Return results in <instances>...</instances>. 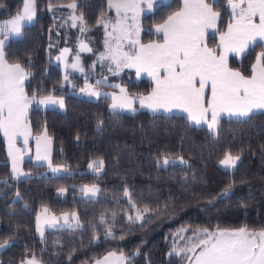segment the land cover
I'll list each match as a JSON object with an SVG mask.
<instances>
[{
    "label": "trees",
    "instance_id": "obj_1",
    "mask_svg": "<svg viewBox=\"0 0 264 264\" xmlns=\"http://www.w3.org/2000/svg\"><path fill=\"white\" fill-rule=\"evenodd\" d=\"M70 1L76 3L73 11L83 17V33L80 23L73 27L68 19ZM225 1L213 4L221 13L216 32L224 30L231 18ZM106 2L35 0L34 20L24 24L22 36L5 46L7 61L20 63L30 73L24 83L28 94L63 95L62 110L31 107L27 119L32 133L46 129L51 161L64 164L70 172L51 174L42 164L25 160L29 175L13 178L0 132V243L9 241L0 248V264H19L33 255L40 264H85L111 250L127 255L124 264H187L186 258L173 252L186 243L175 235L181 228L190 229L185 237L203 228H264V111L243 121L221 117L213 134L181 113L138 109L114 114L108 97L89 99L73 92L79 87L63 84V72L52 58L63 47L71 57L83 37L91 51L80 57L85 66L91 63L102 48L97 19L106 11ZM180 2H159L143 15L140 42L160 39L153 25L177 10ZM22 3L0 0V20L20 11ZM215 42L216 33L209 34L207 44ZM262 50L264 41H256L245 54L228 56V64L248 76ZM69 77L81 80L79 74ZM112 78L130 93H145L152 85L148 78L135 77L131 69ZM226 152L239 156L235 168L218 165ZM164 156L180 157L186 163L158 164ZM96 158L104 162L99 174L88 170V163ZM92 182L100 189L96 197L81 196L80 186ZM229 185L227 195L221 194ZM58 188H65V196L56 195ZM129 201L138 210L150 209L143 220L133 223L125 216L124 210H134ZM43 206L53 213L74 211L79 227L45 229L38 237L35 215ZM102 216L105 229L99 223ZM158 223L159 229L146 236ZM108 226L114 236L106 238Z\"/></svg>",
    "mask_w": 264,
    "mask_h": 264
},
{
    "label": "snow or ice",
    "instance_id": "obj_2",
    "mask_svg": "<svg viewBox=\"0 0 264 264\" xmlns=\"http://www.w3.org/2000/svg\"><path fill=\"white\" fill-rule=\"evenodd\" d=\"M212 2L206 0H183L180 10L173 12L163 24L157 25L156 32L163 34V43L141 44L139 40V27L136 24L139 13L143 10L142 5L152 9L154 0H108L109 8H115L117 21L112 24V32H106L105 48L99 61H109L108 70L113 75H119L124 68H135L137 76L147 73L151 77L155 87L148 96H140L139 104L142 108H149L153 113L160 111L171 112L179 109L187 114L189 121L200 125L207 124L213 134L217 131V125L222 117L235 118L243 121L254 112L264 110V50L256 54L255 62L251 66V75L246 76L240 71L229 67L228 56L233 53L237 56L245 54L250 45L257 39L264 41V0H228L231 8V18L227 31L220 35V43L215 48H210L205 43L208 29L217 28V20L221 13L215 11ZM75 9L76 4L67 5ZM121 11L123 18L120 19ZM35 0H23V9L12 16L11 19L0 21V132L9 143V156L12 157V175H23L18 167L20 157L14 154L21 150L15 149L17 136L25 137L27 145L28 128L26 117L28 107L33 102L40 105H59L64 107L63 97H55L52 94L37 99L34 93L29 97L24 90V83L30 73L20 63H9L4 51L7 42L12 38L22 36L24 24L31 23L35 17ZM132 13V24H128V13ZM258 18V23L256 22ZM72 25L75 27L79 21L80 31L86 29L83 26V17L71 16ZM103 23L105 29L108 23L103 16L98 24ZM133 32L136 38L133 39ZM115 41V46L111 43ZM127 42L130 51H124ZM91 51L86 44H81V51ZM68 49L62 50L56 57L58 61L65 62V67L83 72L80 66L79 55L72 64H67L66 54ZM114 66V68H113ZM68 81V75L64 76ZM107 84V77L97 80L93 86L85 80L81 92L90 96H105L111 98L110 108L114 114L118 111L129 110L135 112L136 98L129 96L127 89L118 84L108 85L119 88V94L102 93L99 86ZM206 89H210L211 95H206ZM210 114V120L208 119ZM37 160L47 159L45 147L42 154L41 138L36 141ZM239 156H233L230 152L224 154L220 164L225 169L235 168ZM160 162L158 161V164ZM169 157L162 158V165L174 164ZM180 163L186 161L180 159ZM52 171L59 172V168L51 166ZM88 167L97 174L103 169L102 160L91 162ZM229 188L225 190L227 195ZM63 193V189L60 190ZM81 191L85 196L96 197L100 189L96 185L84 186ZM125 196H129L127 189ZM131 203V201H130ZM136 208L135 204L131 205ZM47 211V210H45ZM150 209L145 208L144 213ZM158 211V210H157ZM144 213L137 212L135 217L129 215V221L135 223L144 218ZM115 216V214H114ZM69 218L74 223H69ZM56 217L49 221V227L53 226ZM68 228L79 227V220L75 213L63 216ZM37 217V231L43 236V229ZM101 224H106L101 217ZM143 226V225H141ZM188 228H181L175 235L186 240L184 247L174 248L177 256L187 259L188 264H264V230L249 231L245 227L236 230L208 228L196 229L192 235L185 237L183 233ZM111 226L106 229V238L113 237ZM9 244L8 240L0 243V248ZM115 256L109 253L108 257ZM123 254L117 260L123 262ZM21 264H40L33 255L21 261ZM97 264H101L97 261Z\"/></svg>",
    "mask_w": 264,
    "mask_h": 264
},
{
    "label": "rangeland",
    "instance_id": "obj_3",
    "mask_svg": "<svg viewBox=\"0 0 264 264\" xmlns=\"http://www.w3.org/2000/svg\"><path fill=\"white\" fill-rule=\"evenodd\" d=\"M159 2H163V1H161V0H155L154 1V4H153V7H152V9L151 10H149L148 8H147V5L145 4V5H142V7H143V10L139 13V15H138V19H137V21H136V24L138 25V27L140 26V32H141V29H142V27H141V18H142V16L143 15H145V14H147V13H150L153 9H154V7L156 6V4H158ZM72 3H75L74 1H70V2H68L67 3V5H69V4H72ZM225 3L228 5V0H226L225 1ZM76 4V3H75ZM106 4H107V6H106V11L103 13V14H101L99 17H98V19H97V23H98V20L103 16V18H104V21L105 22H107L108 23V27H107V29H105V27H104V24L103 23H99L100 24V29H101V33H102V48H101V50H99V52H97V54H96V57L93 59V60H91L90 62V64H87L86 66L82 63L83 61H82V59L80 58V56H79V62H80V66L84 69V71L83 72H81V71H78V70H74V69H72V68H70V67H65V62H63V61H58L57 59H56V57L57 56H59L60 54H61V52H62V50H60L52 59V61L53 62H55L59 67H60V69L62 70V72H63V84L64 83H69V86L70 87H75V86H77V87H79V88H74V91L73 92H75L76 94H78V95H80V96H84V97H86V98H89V99H96V98H98V97H96V96H90V95H88L86 92H81V88H84V86H85V80H86V77H87V82L89 83V84H91V85H93V86H96V81L97 80H103L105 77H107V84L106 85H101V86H99V91H101L102 93H112V92H115V93H117V94H119V88H112V87H110V86H108V85H114V84H118V85H120L121 87H124L125 89H127V87H126V85L125 84H123V83H120L119 81H116V80H114L113 78H112V73L111 72H109V70H108V65H109V61H103V62H100L99 61V56H100V54L101 53H104L105 51H106V48H105V40H106V32H112V24H114L116 21H117V19H118V17H117V12H116V9L115 8H109V5H108V0H107V2H106ZM23 9V3H22V6H21V9L20 10H22ZM176 11V10H175ZM230 11V10H229ZM15 14H17V13H15ZM15 14H13L12 16H14ZM230 14H231V12H230ZM73 15H75L76 17H81L80 16V14L79 13H77V12H74L73 11V9L72 10H70V13L68 14V19H69V21L72 23V20L70 19V17L71 16H73ZM123 15H124V13H123V11H121V14H120V19H122L123 18ZM12 16H10L9 18H7V19H11L12 18ZM7 19H2V20H0V21H3V20H7ZM34 20V19H33ZM164 20V19H163ZM77 23H79V21H77ZM127 23L128 24H132V13L131 12H129L128 13V20H127ZM25 24H28L27 22L25 23ZM158 24V23H157ZM155 25V24H154ZM140 32H139V37H140ZM209 35V34H208ZM208 35H207V37H208ZM0 38H3L2 36H0ZM132 38L134 39L135 38V33L133 32V36H132ZM151 41V40H150ZM84 38L83 37H81L80 39H79V41H78V45H77V49H81V44L83 43L84 44ZM111 43L113 44V46H115V41H111ZM127 42H125V44H124V51H127V50H129L130 49V46H129V48H128V46H127ZM215 44H216V42H215ZM214 44V45H215ZM87 45V44H86ZM213 45V46H214ZM67 48V47H66ZM65 48H63V50H64ZM68 49V48H67ZM69 50V49H68ZM85 51H87V50H85ZM54 58L56 59L55 61H54ZM75 58L76 57H74V58H72V59H70L69 58V51H68V53L66 54V62H67V64H72L74 61H75ZM98 66L96 69H95V66ZM113 68H114V66H113ZM124 70V69H123ZM133 71V70H132ZM239 71V70H238ZM72 72H75V73H77V74H79L80 76H81V80H79L78 81V79L77 78H71V77H69V74L70 73H72ZM122 72V71H121ZM69 73V74H68ZM68 75V81H65L64 80V76L65 75ZM151 88H152V85H151ZM151 88L149 89V91L151 90ZM77 89V90H76ZM24 90H25V88H24ZM149 91H147V92H145V93H130L129 91H128V89H127V93H128V95L129 96H132V97H135L136 98V102H135V104H134V108L136 109V110H138V109H147L146 107H144V108H142L141 106H140V104H139V97L140 96H145ZM26 92V91H25ZM26 94L29 96V97H31L33 94H28L27 92H26ZM49 94H52L53 96H55V97H57V98H59V97H63V95H61V94H58V93H52V92H50V93H46V94H44V95H41V96H36L37 97V99H40V98H42L43 96H47V95H49ZM109 98V104H108V106H109V108H110V105H111V103H112V101H111V98L110 97H108ZM136 103H137V105H136ZM31 107H39V108H58L59 110H62L63 108H60L59 107V105H48V106H45V105H40V104H37V103H35V102H33L32 104H30L29 105V107H28V111H29V109L31 108ZM111 109V108H110ZM124 111H126V112H132V111H129V110H124ZM150 111V110H149ZM150 112H152V111H150ZM28 113V112H27ZM222 117H227V116H222ZM191 122H193V121H191ZM193 123H195V122H193ZM26 124H27V128H28V130H29V132H28V135H27V145H25V137L24 136H17L16 137V142H15V149H19V150H21V151H19V152H14V154L15 155H17L18 157H20V159L18 160V167H19V169H20V172H22L23 173V175H19V176H17V177H13V175H12V157L11 156H9V143H8V141H7V139L4 137V135H3V133H2V137H3V139H4V142H5V150H6V155H7V159H8V161H9V164H10V172H11V176L13 177V178H22V177H24V176H27V175H29V173H28V170L24 167V161L25 160H29V161H31L32 163H34V164H42L43 166H44V169H45V171L46 172H49V173H51V174H63V173H68V172H70V170L68 169V167L67 166H65L64 164H62V163H53L52 161H51V139H50V137H49V135L47 134V132H46V129L45 128H42L41 130H40V132H38V133H32V131H31V128H30V124H29V122H28V119H27V117H26ZM202 125H205L206 127H207V129H208V126H207V124H205V123H202ZM209 130V129H208ZM37 138H41V147H42V154L44 153V150H45V147H46V150H47V159H42V160H37V152H36V141H37ZM233 156H238V155H234V154H232ZM168 157V156H167ZM224 157V156H223ZM223 157L218 161V165L220 166V167H222V168H224L221 164H220V161L223 159ZM171 160H173V161H175V162H179L180 163V159H182V158H180V157H178V158H173V157H169ZM94 161H96V162H98V161H100V159L99 158H96V159H93V160H91L89 163H88V165L91 163V162H94ZM49 162H51V166L52 167H55V168H59L60 169V171L59 172H53L52 171V168L51 167H49ZM159 164H161L162 165V160H161V162L159 163ZM88 170H93V169H90L89 167H88ZM94 171V170H93ZM91 186V185H96L98 188H99V186H98V184L96 183V182H92V183H86V184H83V185H81L80 187L81 188H83L84 186ZM61 189H63L64 191H63V193H61ZM65 192H66V190H65V188H58L57 190H56V195L57 196H65ZM225 191H223L221 194H223ZM80 195L81 196H83V197H91V196H85L84 195V193L81 191L80 192ZM15 197H17V196H15ZM129 203H130V201H129ZM130 204H132V202L130 203ZM134 210L132 211V213H129V212H126L127 210H124V212H125V216L126 217H128L129 215H131V216H133V217H135L136 215H137V212L139 211L140 213H144V211L143 210H138L137 208H133ZM45 210H47V211H45ZM72 213H75L74 211H67V212H60V213H53V212H51L50 210H48L45 206H43V207H41L37 212H36V215H35V232H36V234L38 235V237H42L41 236V234H40V232H38L37 231V217L39 216V218H40V220H39V223H40V226H41V228L43 229V232H44V230L45 229H50V228H57V227H66V226H64L65 225V221H64V219H63V216L65 215V214H69V217L71 216V214ZM76 214V213H75ZM52 217H56L57 219H56V221L53 223V226L52 227H49V221H51L52 220ZM100 221H101V219L99 220V223H100ZM138 222V221H137ZM69 223H74L70 218H69ZM159 225H160V223H158V224H156L154 227H151V228H149L148 230H147V232H146V236L148 235V234H150L151 232H153V231H156V230H158L159 229ZM107 226V225H106ZM102 229H105V225L104 224H102V227H101ZM114 251V250H113ZM115 253H117V255H118V257L121 255V254H123V256H124V258L125 259H127V255L126 254H124L123 252H121L120 250H118V251H114ZM114 252H112V253H114ZM32 256H28V257H26V258H31ZM26 258H24V259H26ZM124 259V260H125ZM125 262V261H124ZM19 264H21V262L19 263Z\"/></svg>",
    "mask_w": 264,
    "mask_h": 264
},
{
    "label": "crops",
    "instance_id": "obj_4",
    "mask_svg": "<svg viewBox=\"0 0 264 264\" xmlns=\"http://www.w3.org/2000/svg\"><path fill=\"white\" fill-rule=\"evenodd\" d=\"M155 1V0H154ZM161 1H167V0H161ZM207 2V1H206ZM183 6V0H181V2H180V7L176 10V11H178V10H180V8ZM227 7H228V9L230 10V12H231V8L227 5ZM215 11H218V10H216V9H214ZM175 12V11H174ZM173 13V12H172ZM171 13V14H172ZM171 14H169V15H171ZM168 15V16H169ZM167 16V17H168ZM167 17L164 19V20H162L161 22H159L158 24H155V25H153V27H152V29H153V31L156 33V34H158L159 36H160V39H158V40H151V41H145V42H140L141 44H144V45H147V44H150V43H163V34L162 33H157L156 32V27H157V25H160V24H163L164 23V21L167 19ZM218 22H219V18H218V20H217V27H218ZM230 22V21H229ZM229 22L227 23V25H226V27L224 28V30H222L221 32H216L217 31V28H215V29H208L207 30V33H206V36H205V43L207 44V35L208 34H213V33H216V44L214 45V46H210V45H208L207 44V46L208 47H210V48H215L219 43H220V35L222 34V33H224V32H226L227 31V26H228V24H229ZM256 22L258 23V18H256ZM139 32H140V26H139ZM135 38H136V36H135ZM134 38V39H135ZM256 41H260L259 39H257ZM255 41V42H256ZM84 44H87V42L85 41L84 42ZM87 46H88V44H87ZM127 46H128V48H129V44H127ZM63 48H66V47H63ZM63 48H61L60 50H63ZM88 48H89V46H88ZM127 51H130V49L129 50H127ZM82 52H87V51H81V49H77V52L75 53V54H73L71 57H69L70 59H72V58H74V57H76L77 55H79L80 56V53H82ZM230 55H235V54H233V53H229V56ZM81 58V57H80ZM56 59L54 58V61H55ZM56 62V61H55ZM11 64V63H10ZM230 67V66H229ZM230 68H232V67H230ZM124 69H131V70H133L134 71V76L135 77H138L137 76V73H136V70H135V68H124ZM233 70H236V71H238L237 69H235V68H232ZM72 73H75V72H72ZM69 74V73H68ZM75 74H77V73H75ZM250 75H251V73H250ZM250 75H248V76H250ZM139 77H145V78H148V79H150V81L152 82V79H151V77H149L148 75H147V73H141L140 74V76ZM155 87V85H154V83L152 82V88H151V90L145 95V96H148L150 93H151V91H152V89ZM206 95L207 96H210L211 95V92H210V89H206ZM136 105H137V103H136ZM147 110H150L149 108H147ZM151 111V110H150ZM260 111H264V110H260ZM158 112H162V113H166V112H164L162 109L160 110V111H158ZM256 112H258V111H256ZM167 113H181V114H184V115H186L187 116V114L186 113H184L183 111H181V110H179V109H173L171 112H167ZM222 116H226V115H222ZM210 114H209V117H208V119L210 120ZM236 229H239V228H231V229H224V230H236ZM217 230V229H216ZM261 230H264V228L263 229H260V230H255V231H261ZM213 231H215V230H213ZM250 231V230H249ZM112 252H114L113 250H111V251H108V252H106L104 255H102L101 257H99V258H97V259H94L93 261H91V262H88V263H85V264H97V261H100L101 262V264H124L125 262L124 261H126V259L125 260H123V262H121V261H119V260H117V257H118V255H117V253H115V256H112V257H108V259L107 260H104V258L105 257H107L108 256V254L109 253H112ZM188 264V263H187Z\"/></svg>",
    "mask_w": 264,
    "mask_h": 264
}]
</instances>
